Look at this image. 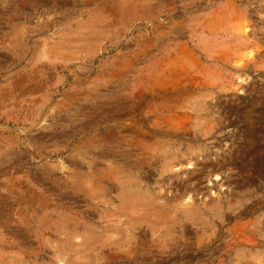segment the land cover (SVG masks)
<instances>
[{"label":"rangeland","instance_id":"rangeland-1","mask_svg":"<svg viewBox=\"0 0 264 264\" xmlns=\"http://www.w3.org/2000/svg\"><path fill=\"white\" fill-rule=\"evenodd\" d=\"M0 264H264V0H0Z\"/></svg>","mask_w":264,"mask_h":264},{"label":"bare ground","instance_id":"bare-ground-1","mask_svg":"<svg viewBox=\"0 0 264 264\" xmlns=\"http://www.w3.org/2000/svg\"><path fill=\"white\" fill-rule=\"evenodd\" d=\"M146 146V145H145ZM125 186H126V184H124ZM183 188V187H182ZM182 191V190H181ZM179 192V191H178ZM189 192V191H188ZM186 193V192H185ZM178 194V193H177ZM191 195V194H190ZM190 197V196H189ZM126 198V197H125ZM120 199H124L123 197L122 198H120ZM152 199V198H151ZM170 199V198H169ZM176 199V198H175ZM181 199V198H180ZM185 199V198H184ZM189 199V198H188ZM127 200V199H126ZM186 200H187V198H186ZM190 200V199H189ZM123 201V200H122ZM177 201H179V199L177 200ZM167 202H168V200H167ZM189 202H191V201H189ZM132 203V202H131ZM169 203V202H168ZM126 204V206H127V202L125 203ZM129 204V203H128ZM134 204V203H133ZM193 205V204H192ZM133 207V206H132ZM182 207V206H181Z\"/></svg>","mask_w":264,"mask_h":264}]
</instances>
